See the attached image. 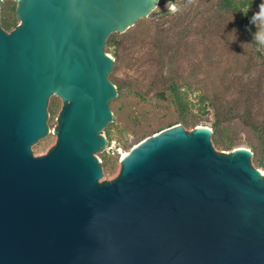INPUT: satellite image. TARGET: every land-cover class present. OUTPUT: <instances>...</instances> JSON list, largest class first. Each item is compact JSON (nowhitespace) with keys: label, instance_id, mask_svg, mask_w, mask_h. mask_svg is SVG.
<instances>
[{"label":"water","instance_id":"1","mask_svg":"<svg viewBox=\"0 0 264 264\" xmlns=\"http://www.w3.org/2000/svg\"><path fill=\"white\" fill-rule=\"evenodd\" d=\"M158 2L0 0V264H264V173L211 128L162 129L100 181L118 95L106 40Z\"/></svg>","mask_w":264,"mask_h":264},{"label":"rangeland","instance_id":"2","mask_svg":"<svg viewBox=\"0 0 264 264\" xmlns=\"http://www.w3.org/2000/svg\"><path fill=\"white\" fill-rule=\"evenodd\" d=\"M208 1L192 0L190 3V0H159L157 7L138 27H132L124 36L116 34V50L105 47V53L114 60L116 66V71L109 74V80L120 90L117 98L109 104L113 114L112 122L101 133L106 138L108 130L109 141L96 154L103 163L101 182L107 181L119 170L122 152H128L141 140L162 129L176 124H181L187 131L199 125L211 128L213 112L209 108L201 110L199 93L223 97L227 88L235 91L236 82H245L250 74L264 75V67L259 66L261 57H264V43L256 39V33L264 31V22L253 19L260 13L264 0H253L254 7L249 12L251 27H242L239 32L233 29L227 40L218 33L205 41L191 36L189 54L180 56L174 63L179 76L187 78L193 89L187 95L189 105L184 114L187 124L181 120L168 97L161 99L158 96L161 88L158 83H154V79L159 65L163 72L167 70L169 56L180 44V28L189 22L196 7ZM168 2L177 6L176 13L169 12L166 7ZM14 9L6 7V21L17 25ZM163 12L169 13L164 17ZM207 42L205 48L204 43ZM113 51H116L117 57H114ZM61 106L56 101L51 114V145L37 150V157L44 155L56 142L52 131ZM252 113L256 119L264 118V84L254 102ZM221 140L229 146L212 143L218 152H228L237 147L251 150V145L255 144V136L239 119L223 124ZM251 164L264 173V168L252 159Z\"/></svg>","mask_w":264,"mask_h":264},{"label":"trees","instance_id":"3","mask_svg":"<svg viewBox=\"0 0 264 264\" xmlns=\"http://www.w3.org/2000/svg\"><path fill=\"white\" fill-rule=\"evenodd\" d=\"M253 7V0H210L202 4L201 7H196L189 22L180 28V44L169 56V66L165 72L162 71V67L159 65L154 83H158L161 88L158 96L161 99L167 97L170 99L185 124L187 122L184 114L188 110L189 105L187 95L193 89L187 78L179 76L174 63L178 61L180 56L184 57L189 54V38L191 36L200 41H205L206 38L218 33L222 34L224 40H227L230 34L233 33V29L239 32L242 27H251L249 25V12ZM168 13L163 12V16L165 17ZM142 20H139L135 26L138 27ZM14 24V22L9 23L5 19L1 20V27L5 31H10L15 26ZM115 37L116 33L110 34L106 40L105 47L116 50L118 41L115 40ZM207 44L208 42L204 43L205 48ZM113 54L114 57H117L116 51H113ZM157 58L160 59L159 56ZM259 66L264 67V57H261ZM113 71H116L115 65L111 72ZM112 83L116 85L114 82ZM262 84H264L263 74H260V76L250 74L249 79L245 82H236L235 91L230 90L229 87L223 97L199 93L198 102L202 105L201 110L204 111L209 108L213 112L211 142L217 146H229L226 145L227 142L221 140L223 124L239 119L255 136V144L251 145L252 160L259 167L264 168V118L262 120L256 119L254 117L255 114L252 113L254 102L262 90ZM116 88L118 93L120 87L116 86ZM108 135V130H106L107 142L109 141Z\"/></svg>","mask_w":264,"mask_h":264},{"label":"clouds","instance_id":"4","mask_svg":"<svg viewBox=\"0 0 264 264\" xmlns=\"http://www.w3.org/2000/svg\"><path fill=\"white\" fill-rule=\"evenodd\" d=\"M192 0H190V3ZM166 7H168L169 12L176 13L178 11V8L175 4H170L169 2L166 4ZM253 19H261L262 22H264V6H261V11L256 16L253 17ZM256 39L262 43H264V31L256 33Z\"/></svg>","mask_w":264,"mask_h":264},{"label":"bare ground","instance_id":"5","mask_svg":"<svg viewBox=\"0 0 264 264\" xmlns=\"http://www.w3.org/2000/svg\"><path fill=\"white\" fill-rule=\"evenodd\" d=\"M127 152H122L121 153V156H124ZM262 172V171H261ZM263 173V172H262Z\"/></svg>","mask_w":264,"mask_h":264}]
</instances>
